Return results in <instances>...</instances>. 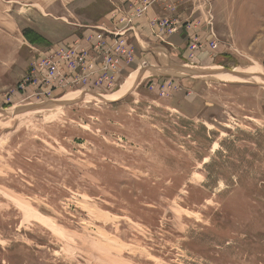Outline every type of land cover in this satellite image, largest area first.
<instances>
[{
  "label": "rangeland",
  "instance_id": "rangeland-1",
  "mask_svg": "<svg viewBox=\"0 0 264 264\" xmlns=\"http://www.w3.org/2000/svg\"><path fill=\"white\" fill-rule=\"evenodd\" d=\"M94 1L0 0V54L15 58L0 79V264H264V0H197L204 19L172 32L158 12L149 24L184 47L140 52L127 33L112 86L92 50L86 84L27 81L56 48L119 30L64 41L107 10Z\"/></svg>",
  "mask_w": 264,
  "mask_h": 264
},
{
  "label": "built area",
  "instance_id": "built-area-1",
  "mask_svg": "<svg viewBox=\"0 0 264 264\" xmlns=\"http://www.w3.org/2000/svg\"><path fill=\"white\" fill-rule=\"evenodd\" d=\"M172 0H140L141 5L137 6L130 15L122 13L118 21L121 23V27L118 31L114 32L108 29L102 28L96 30L93 33H87L85 37L81 39L84 42H93L94 47L89 49L82 47V45L76 44V46H66L56 48V52L53 56H57V52L60 54L56 59L51 57H45L41 62L45 63V75L43 70H40L36 64L32 65L27 81L40 80L48 85L50 82L54 84L55 88H72L74 86L86 84L89 82L91 74L94 73L96 63L91 59L90 52L102 51L104 56L101 59L102 69L105 70L104 76L98 79L99 83L102 81H109L111 86L114 81L115 75L122 68V63L128 65L132 61L131 45L127 43V33L133 30L132 24L134 19L142 15V13L155 4H170ZM160 24L170 30L171 32L177 29L176 19L170 17H163ZM113 35L111 43L106 39L107 33ZM130 47V48H129ZM101 81V82H100ZM60 89V90H61Z\"/></svg>",
  "mask_w": 264,
  "mask_h": 264
},
{
  "label": "crops",
  "instance_id": "crops-1",
  "mask_svg": "<svg viewBox=\"0 0 264 264\" xmlns=\"http://www.w3.org/2000/svg\"><path fill=\"white\" fill-rule=\"evenodd\" d=\"M105 1L107 3L108 8L106 11L101 12L102 13L101 15L103 17L101 15H97L99 17L101 16L100 18L97 17L96 15L89 16L87 13L82 14L83 16H86L82 20L77 17L78 20L81 21V23L80 22L76 23V25L72 29L68 30V36L66 37H64L65 35L62 36L64 37L63 38L64 41H69L75 37H79V34H84L89 30L88 28L89 26H95L98 23L104 22L110 28L119 29L121 23L119 24L118 21L115 19L110 21L111 12L113 13L114 11L113 2L115 1L117 3L120 2V4L118 5L122 6L123 9L120 8V6L119 9L122 10V13H127L131 8H133V1L130 0H105ZM55 2H58L60 6L76 5L77 7H79V5H83V7H89L94 5L95 3L94 0H55ZM198 3L199 2H197V0H172L170 1L169 5L164 4V5L156 6L150 11H148V13H146V15L140 20V22L134 25L133 30L129 31L128 34L135 38L136 45L138 46L140 52L152 51L153 49H156V47L158 46L163 47L165 49V52L161 54L162 56L170 54L171 52L170 50L176 52L177 50H174L175 48L178 49V47L180 46L184 47L183 39H182V36L184 37V34H180V32H175L173 34H165L162 32L160 33L158 30L154 29L151 24H149V19L155 15H158V12H160L161 16H169L177 20H185L186 18L184 19L183 17L191 18L192 20L189 19V21H197L199 19H204L205 14L202 11V7H200ZM69 10H70L69 13L74 15L73 8H69ZM86 27L88 29H86ZM198 27L199 26H197L195 30L197 29V32L203 33V28L200 27L198 28ZM185 34L187 35V33ZM165 36L168 38H166ZM62 37H59V39H61ZM162 38L163 39L166 38V41L162 40ZM167 42H170V44ZM10 53L11 52H2L0 54V79L10 75V71L14 65L15 58L14 56H12L13 53L11 54Z\"/></svg>",
  "mask_w": 264,
  "mask_h": 264
}]
</instances>
